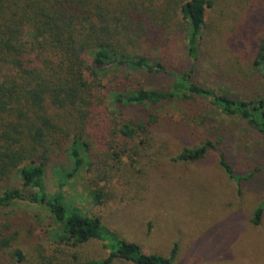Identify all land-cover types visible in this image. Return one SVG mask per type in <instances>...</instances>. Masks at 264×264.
Listing matches in <instances>:
<instances>
[{"label": "trees", "instance_id": "obj_1", "mask_svg": "<svg viewBox=\"0 0 264 264\" xmlns=\"http://www.w3.org/2000/svg\"><path fill=\"white\" fill-rule=\"evenodd\" d=\"M171 3L180 15L187 57L195 60L210 0H166L163 10L152 0H0V210L20 204L47 210L61 228L52 230L57 245L103 242L107 257L82 264H172L176 256L175 246L167 257L144 253L65 200L63 188L85 166L119 161L128 141L136 148L149 145L155 120L128 118L129 106L207 99L222 115L245 122L264 149V95L237 98L195 84L188 72L172 73L169 91L128 90L134 74L165 72L160 61L134 50L159 44L153 31L164 22H157L156 12L163 19ZM254 55L264 78V39ZM214 147L208 140L183 148L176 159L200 160ZM219 164L237 187L250 176L234 174L223 153ZM47 167L56 181L52 192L43 183ZM100 195L94 192L96 201ZM262 210L255 209L253 224H259ZM18 236L13 222L0 219V254L7 264L26 261L14 247Z\"/></svg>", "mask_w": 264, "mask_h": 264}, {"label": "rangeland", "instance_id": "obj_2", "mask_svg": "<svg viewBox=\"0 0 264 264\" xmlns=\"http://www.w3.org/2000/svg\"><path fill=\"white\" fill-rule=\"evenodd\" d=\"M163 10L166 0H152ZM206 28L197 57L185 52L179 13L171 3L155 48L135 49L162 63L165 72L134 74L129 88L169 91L172 73L188 72L195 84L226 90L234 97L264 95V78L255 64V50L264 39V0H210ZM159 5V6H158ZM128 118L155 122L147 147L128 141L127 152L109 165L95 161L63 188L67 203L98 217L119 237L138 244L144 253L169 256L172 264H264V149L258 134L237 118L222 115L207 99L163 101L129 106ZM211 140L215 147L196 161L177 160L183 148ZM123 146L119 147L122 150ZM96 150L94 146L93 152ZM136 151V153H135ZM223 153L240 186L219 164ZM95 157H93L94 159ZM47 192L54 190L51 167L44 175ZM15 186L19 182L13 180ZM100 191L98 201L94 192ZM262 205L259 224L252 223ZM19 231L14 247L26 256L23 264H82L107 257L103 242L91 239L77 246L57 245L51 236L59 228L50 213L38 206L14 205L0 210ZM41 246L39 258L36 248ZM8 258L0 254V264ZM110 264H133L114 260Z\"/></svg>", "mask_w": 264, "mask_h": 264}]
</instances>
